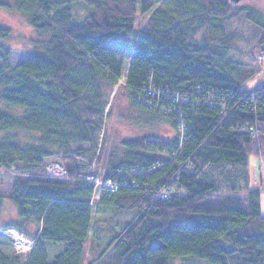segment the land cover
Returning a JSON list of instances; mask_svg holds the SVG:
<instances>
[{
    "label": "trees",
    "instance_id": "1",
    "mask_svg": "<svg viewBox=\"0 0 264 264\" xmlns=\"http://www.w3.org/2000/svg\"><path fill=\"white\" fill-rule=\"evenodd\" d=\"M157 1L14 0L16 11L49 38L42 52L12 66L1 42L9 30L0 25V171L19 172L9 195L17 221L0 228L22 231L27 225L33 235L26 237L34 241L25 261L0 251V264H172L177 258L264 264L260 190L248 182V157L262 153L264 135L256 139L237 132L246 124L263 130L264 107L251 110L247 88L221 66L218 46L200 45L192 24L196 18L244 14L259 29L257 46L263 50L264 13L233 0H174L172 11L154 7ZM80 6L87 13L75 24L74 10ZM145 13V27L128 52L115 41L132 35L136 17ZM120 80L131 104L168 119L173 133L123 140L121 158L98 170L105 178L132 179L138 187L101 191L99 203L133 216L121 230L109 232L111 242L90 247L93 185L80 174L92 172L93 162L100 165L101 142L96 144L103 136L111 90ZM149 82L169 96L177 93L197 102L185 105L186 138L172 161L143 147L148 137L166 146L176 141V115L138 102ZM75 157L87 165L73 162ZM48 160L63 164L66 179L34 175L45 170ZM125 167L143 171L118 177L117 169ZM160 188L169 190L167 197L157 196ZM241 189V196L227 194ZM2 203L0 196V210ZM44 242L64 248L49 260Z\"/></svg>",
    "mask_w": 264,
    "mask_h": 264
},
{
    "label": "rangeland",
    "instance_id": "2",
    "mask_svg": "<svg viewBox=\"0 0 264 264\" xmlns=\"http://www.w3.org/2000/svg\"><path fill=\"white\" fill-rule=\"evenodd\" d=\"M0 25H3L9 30V37L6 40H1L2 44L9 50L6 56L10 65H15L24 60L29 55L42 52L45 44L49 38L47 34L38 33L31 27L26 17L16 11L14 8V0H0ZM174 0H158L154 7H161L167 11H172L175 6ZM247 6H252L264 13V0H241ZM235 2V4H238ZM76 14L74 23L80 24L82 18L87 13L84 7H79L74 10ZM149 13L138 14L135 20V32L132 35L120 36L116 39V43L126 48L128 52L135 48L137 37L145 27V22ZM195 33L194 36L202 46L208 43H213L218 46L219 56L217 60L221 66L240 84L248 89H253L258 85L264 83V65L258 60V56L264 54V49L259 50L257 41L260 36L259 29L254 27L246 18L244 14L236 17L227 18L224 16H208L207 18H196L192 21ZM0 51V62L2 60ZM127 66V60H124V67ZM122 80L113 86L110 97L109 109L104 116L103 121V136H99L96 147H102V154H100V165L96 166L92 163V172L101 176L98 170H103V166L107 164L110 159L119 160L123 153V140L138 138L147 135L164 136L166 128H172L170 121L164 117L156 118L150 113L144 112L133 106L122 88ZM263 86V85H262ZM164 132V133H163ZM72 147L86 148L84 144H74ZM96 148L97 151L98 150ZM91 155H88L89 159ZM75 163L87 165V160L75 157ZM50 161V160H48ZM48 161H45L44 166ZM96 163V162H95ZM44 169V168H43ZM52 168H48L51 175ZM17 170V169H16ZM248 182L249 188H256L260 190V210L264 216V147L255 156L248 157ZM19 172L14 169L0 171V196L3 197L2 208L0 210V226L7 223L17 221V215L14 205L9 199L10 188L13 183V175ZM45 174V170L41 173L34 174L40 176ZM84 174L86 172L84 171ZM49 176L53 179H66L65 177ZM81 175V174H80ZM44 177V176H43ZM227 194L243 195L245 189L236 191H227ZM100 197H90L89 204L92 206V225L89 230L88 244L90 247L95 245L104 246L111 242L112 235L109 233L118 232L122 229L123 223L133 216V212L119 213L113 207L106 204L99 203ZM22 231L13 228L1 230L0 228V251L7 255H18L24 261L27 259L29 252L34 246V241L30 237L33 235L30 228L21 226ZM9 230H13L11 233ZM30 230V232H28ZM113 234V233H112ZM18 235L20 243H17ZM25 246L26 248L22 247ZM64 248V244H52L48 242L43 243L47 259L60 253ZM100 248H98V251ZM88 256V254L86 255ZM87 258L85 259V263ZM194 262L195 264H207L205 261L192 260L190 258H177L172 260V264H186ZM99 263V262H98ZM97 263V264H98Z\"/></svg>",
    "mask_w": 264,
    "mask_h": 264
},
{
    "label": "built area",
    "instance_id": "3",
    "mask_svg": "<svg viewBox=\"0 0 264 264\" xmlns=\"http://www.w3.org/2000/svg\"><path fill=\"white\" fill-rule=\"evenodd\" d=\"M258 60L264 65V54L258 56ZM247 97L249 98V103L252 106L253 112L256 110L255 105L264 107V91L262 90V85H258L253 89H248L245 91ZM140 104H145L147 108L152 111H158L161 114H175L176 115V141H170L168 146L162 140H158L156 137H148L143 141V147L149 152H154L160 154L165 160L172 161L175 156L182 152V144L186 138L185 132V120L183 118V111L186 104H195L197 102L190 101L188 97L184 95H179L174 93L173 96H169L168 92H162V90H157L150 85V82L146 84L141 92V96L138 98ZM221 107H224V103L220 102ZM238 133L248 132L253 138H258L264 135V129L262 130L257 126V124L244 125L243 128L237 130ZM51 167L52 172L55 171V176L65 177L67 172L62 164L57 161H50L45 165V172L47 175H51L48 172V168ZM158 166L149 168L148 171L155 169ZM189 170H193V166L187 165ZM143 170L132 167H125L117 169L116 174L118 177L126 176L128 174L142 173ZM51 175V176H54ZM80 178L85 179L93 185L92 197H100L101 191L105 190L108 192H116L120 187L133 186L138 187L136 181L130 179V181H125L123 179H113L111 177L98 176L94 173H82ZM168 189L160 188L157 192V196L164 198L168 196Z\"/></svg>",
    "mask_w": 264,
    "mask_h": 264
},
{
    "label": "crops",
    "instance_id": "4",
    "mask_svg": "<svg viewBox=\"0 0 264 264\" xmlns=\"http://www.w3.org/2000/svg\"><path fill=\"white\" fill-rule=\"evenodd\" d=\"M163 133H164V132H163ZM172 133H173V129H172V128H166V129H165L164 136H165V137H169V136L172 135Z\"/></svg>",
    "mask_w": 264,
    "mask_h": 264
},
{
    "label": "bare ground",
    "instance_id": "5",
    "mask_svg": "<svg viewBox=\"0 0 264 264\" xmlns=\"http://www.w3.org/2000/svg\"><path fill=\"white\" fill-rule=\"evenodd\" d=\"M12 231H13V230H9L10 233H11ZM15 237L17 238V241H18L17 243H20V240H21L20 237H19L18 235H16ZM22 247L26 248L24 245H23Z\"/></svg>",
    "mask_w": 264,
    "mask_h": 264
},
{
    "label": "water",
    "instance_id": "6",
    "mask_svg": "<svg viewBox=\"0 0 264 264\" xmlns=\"http://www.w3.org/2000/svg\"><path fill=\"white\" fill-rule=\"evenodd\" d=\"M234 2H238V1H241V0H233Z\"/></svg>",
    "mask_w": 264,
    "mask_h": 264
}]
</instances>
